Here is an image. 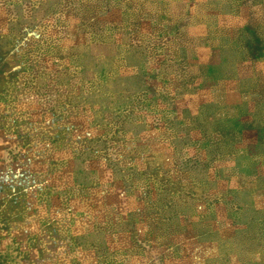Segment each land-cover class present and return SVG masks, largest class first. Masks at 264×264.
<instances>
[{
  "label": "rangeland",
  "instance_id": "374dc122",
  "mask_svg": "<svg viewBox=\"0 0 264 264\" xmlns=\"http://www.w3.org/2000/svg\"><path fill=\"white\" fill-rule=\"evenodd\" d=\"M0 264H264V0H0Z\"/></svg>",
  "mask_w": 264,
  "mask_h": 264
}]
</instances>
